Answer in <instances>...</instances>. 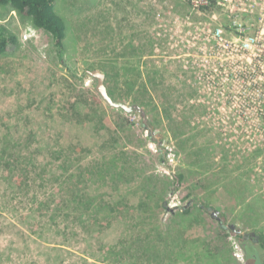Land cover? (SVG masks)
I'll return each mask as SVG.
<instances>
[{"label":"rangeland","instance_id":"374dc122","mask_svg":"<svg viewBox=\"0 0 264 264\" xmlns=\"http://www.w3.org/2000/svg\"><path fill=\"white\" fill-rule=\"evenodd\" d=\"M54 3L63 61L0 5V264L261 261L264 0Z\"/></svg>","mask_w":264,"mask_h":264},{"label":"trees","instance_id":"16d2710c","mask_svg":"<svg viewBox=\"0 0 264 264\" xmlns=\"http://www.w3.org/2000/svg\"><path fill=\"white\" fill-rule=\"evenodd\" d=\"M54 1L55 0H0V5H9L11 9L15 10L19 15L28 18L35 27L46 31L51 37L58 59L63 61L67 25L64 18L56 11ZM213 3L214 0H210V5ZM15 46V36L0 25V56L13 50ZM188 209L189 208L184 207L183 211L186 212ZM206 209L207 211L210 210V208ZM220 225L224 228V224L221 221ZM232 234L236 235L234 232H232ZM260 240V246L264 248V236L261 234ZM247 262L245 264H248Z\"/></svg>","mask_w":264,"mask_h":264},{"label":"water","instance_id":"95a60500","mask_svg":"<svg viewBox=\"0 0 264 264\" xmlns=\"http://www.w3.org/2000/svg\"><path fill=\"white\" fill-rule=\"evenodd\" d=\"M86 73L89 76H92L96 79V85H95V89L97 90V92L100 94V96L102 97V99H104L108 105L116 107V108H122L125 111H131L132 109H139L137 106H131V105H127L123 102L117 101L112 99V97L108 94L107 88L105 86L104 83V78H105V74L101 71H99L96 68H92V69H86ZM211 214L213 215V212H211ZM229 228H231L232 232L234 233H238L240 231L239 228L236 227H231V224L227 225Z\"/></svg>","mask_w":264,"mask_h":264},{"label":"flooded vegetation","instance_id":"af4514ba","mask_svg":"<svg viewBox=\"0 0 264 264\" xmlns=\"http://www.w3.org/2000/svg\"><path fill=\"white\" fill-rule=\"evenodd\" d=\"M218 214L216 211L213 212V215H215L217 218H219L221 220V217L219 215H216ZM218 219V220H219ZM232 225V224H231ZM231 227H235L234 225H232ZM237 228V227H236ZM231 229V228H230ZM236 236L240 239L241 243H242V246L245 248H247L248 246L254 248L253 246L254 245H257L258 247L262 248L260 246V235L259 234H255V233H252V232H242L241 230L238 232V233H235ZM250 242V244L248 246H246L248 243ZM264 250V248H262ZM249 250V249H248ZM248 260L250 261V253L248 255ZM255 263L254 264H264V258L261 259L260 261V258H255ZM248 264H250L249 262H247Z\"/></svg>","mask_w":264,"mask_h":264},{"label":"built area","instance_id":"2783aa9c","mask_svg":"<svg viewBox=\"0 0 264 264\" xmlns=\"http://www.w3.org/2000/svg\"><path fill=\"white\" fill-rule=\"evenodd\" d=\"M194 5H197L198 3H202L203 5L210 4V0H191ZM225 0H223L224 2ZM220 2V1H218Z\"/></svg>","mask_w":264,"mask_h":264}]
</instances>
